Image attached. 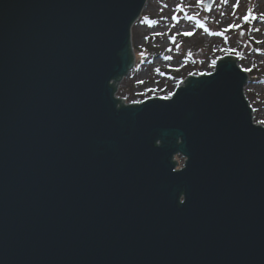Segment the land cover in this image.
I'll return each instance as SVG.
<instances>
[{
    "label": "water",
    "instance_id": "obj_1",
    "mask_svg": "<svg viewBox=\"0 0 264 264\" xmlns=\"http://www.w3.org/2000/svg\"><path fill=\"white\" fill-rule=\"evenodd\" d=\"M147 1L0 0V264H264L237 59L169 99L117 96Z\"/></svg>",
    "mask_w": 264,
    "mask_h": 264
},
{
    "label": "rangeland",
    "instance_id": "obj_2",
    "mask_svg": "<svg viewBox=\"0 0 264 264\" xmlns=\"http://www.w3.org/2000/svg\"><path fill=\"white\" fill-rule=\"evenodd\" d=\"M205 1H147L132 28L135 67L117 96L128 104L172 98L189 77L233 57L248 74L244 95L264 126V0H215L210 9Z\"/></svg>",
    "mask_w": 264,
    "mask_h": 264
},
{
    "label": "built area",
    "instance_id": "obj_3",
    "mask_svg": "<svg viewBox=\"0 0 264 264\" xmlns=\"http://www.w3.org/2000/svg\"><path fill=\"white\" fill-rule=\"evenodd\" d=\"M118 95V94H117ZM124 100V99H123ZM126 104H128L126 101H125ZM253 123L256 125V126H260V124H258V122L256 121V119H254L253 117Z\"/></svg>",
    "mask_w": 264,
    "mask_h": 264
},
{
    "label": "snow or ice",
    "instance_id": "obj_4",
    "mask_svg": "<svg viewBox=\"0 0 264 264\" xmlns=\"http://www.w3.org/2000/svg\"><path fill=\"white\" fill-rule=\"evenodd\" d=\"M223 2H227V0H223ZM236 6H238V4L237 5H234V7H236ZM256 31H259V29H256ZM242 34V33H241ZM246 70H248V71H250V69H246ZM261 123H264V121H261Z\"/></svg>",
    "mask_w": 264,
    "mask_h": 264
},
{
    "label": "trees",
    "instance_id": "obj_5",
    "mask_svg": "<svg viewBox=\"0 0 264 264\" xmlns=\"http://www.w3.org/2000/svg\"><path fill=\"white\" fill-rule=\"evenodd\" d=\"M177 160H178V164H179V166H181L180 164L183 163V162H182V159H181V158H177Z\"/></svg>",
    "mask_w": 264,
    "mask_h": 264
}]
</instances>
